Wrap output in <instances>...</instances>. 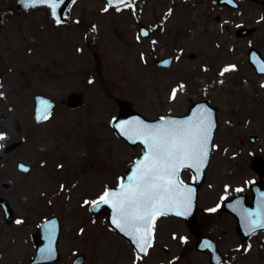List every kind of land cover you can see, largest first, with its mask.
Returning a JSON list of instances; mask_svg holds the SVG:
<instances>
[{
    "label": "rangeland",
    "instance_id": "rangeland-1",
    "mask_svg": "<svg viewBox=\"0 0 264 264\" xmlns=\"http://www.w3.org/2000/svg\"><path fill=\"white\" fill-rule=\"evenodd\" d=\"M13 1L0 0V12L11 10ZM239 3L232 9L216 0H131L115 8L104 0H75L68 23L59 25L48 21L44 9L11 14L0 23V132L6 134L0 138V198L18 218L33 223L40 216L39 192L58 188L79 161L90 164L86 184L91 193L114 184L139 154V147H128L111 128L114 97L131 102L149 119L181 115L193 102L207 100L216 109L217 130L197 211L204 213L223 195L249 196V182L255 180L250 160L260 156L264 162V75L249 64L247 52L252 47L264 57V0ZM140 25L149 30L147 37L139 35ZM241 27L253 31L237 35ZM164 57L172 58L170 66L156 67L154 61ZM228 64L237 67L221 74ZM180 84L183 90L171 98ZM79 91L85 95L82 107L69 110L61 104ZM35 94L56 101L40 124L32 116ZM15 143L14 150L4 151ZM17 161L32 169L18 173ZM182 179L190 180L186 173ZM216 219L204 225L226 256L224 264H264L263 232L242 242L235 230L222 233L219 226L218 233ZM171 228L172 237L167 233L165 241L169 257L179 253L181 237L188 235L183 224ZM18 231L30 232L24 224H5L0 209V264H22L31 255L21 237L15 238ZM109 240L120 244L115 236ZM182 263L209 264L194 247Z\"/></svg>",
    "mask_w": 264,
    "mask_h": 264
},
{
    "label": "snow or ice",
    "instance_id": "snow-or-ice-1",
    "mask_svg": "<svg viewBox=\"0 0 264 264\" xmlns=\"http://www.w3.org/2000/svg\"><path fill=\"white\" fill-rule=\"evenodd\" d=\"M21 2L25 7L48 6L51 15L56 17V22H60L57 8L62 0H21ZM114 2L123 4V0H109V3ZM236 67L235 64H228L221 70V74ZM261 70L264 71V68ZM177 89L183 90V84L172 89L171 98H176ZM3 95L4 93L0 92V96ZM50 107V102L44 101L43 113L38 111L37 119L46 118V115L50 114ZM116 127L128 139L142 141L146 150L142 158L136 160L126 183L121 181L116 189L105 187L90 203L93 207L102 204L111 206L112 224L134 241L139 255L140 252H147L153 239L155 221L159 215L167 212L188 215L191 211L194 190L181 179L180 172L186 167L199 172L207 162L209 142L215 122L211 109L201 105L187 118L160 117L157 122H148L137 117L119 121ZM5 135L0 132V138ZM84 202L89 203L87 200ZM247 215L250 218L248 232H253L257 227L264 228V202L255 210V214L247 211ZM17 222L19 223L20 220L18 219ZM181 239L187 238L181 237ZM207 246L212 245L208 243ZM45 251L51 254L52 249L51 247L47 250L42 249V252Z\"/></svg>",
    "mask_w": 264,
    "mask_h": 264
},
{
    "label": "flooded vegetation",
    "instance_id": "flooded-vegetation-1",
    "mask_svg": "<svg viewBox=\"0 0 264 264\" xmlns=\"http://www.w3.org/2000/svg\"><path fill=\"white\" fill-rule=\"evenodd\" d=\"M231 1L232 5H229V8L239 7V0ZM11 14L15 13H12L11 10H3L0 12V23L2 25L6 24L10 20ZM239 33L240 29L237 35H239ZM42 165L46 166L44 163H42ZM73 166L75 167V171L72 173L71 177L66 181L57 182V184H60L58 188L51 187L39 192L36 208L40 216L38 219L36 217L33 223L27 218H18L12 208L9 221L3 218L7 225L14 223L24 224L30 231L27 235L22 233V231H18L15 236V238L21 237L22 244L27 249L28 256L31 254L28 258H22V260H24L22 264L31 263L37 248L42 251V249L47 250L49 247L52 249V254L45 251L46 257L51 258L54 256L53 253H55V251L57 252V257H55L56 259H54L53 262L46 264H169L171 262H173V264H184L182 263L183 259L189 257L190 252L193 251V247L195 248L196 242L195 235L189 231L185 223L169 216L162 215L157 217L152 233L153 239L147 254L144 257H139L133 251L128 252L124 247V240L122 237L109 226L107 215L103 212L92 213L90 211V202L96 199L105 189L101 191L102 188H100L98 191L95 190L93 193L90 192L92 187L90 184H86L90 164L79 161ZM253 182L254 181H251L249 184ZM116 185L117 184H108L107 187ZM199 192L200 189L198 190L197 198L199 197ZM227 197L228 195H223L215 202L216 205L207 207L204 213L199 214L196 208L195 219L197 231L201 235L212 238L215 242L216 240L214 237L206 232V225H204V223H214L215 218H217L215 224L218 227V233L220 231L219 226L224 228L222 233H225V231L233 232L235 230L232 215L223 208V201ZM85 200L89 201V203H85ZM217 205H219V207H217ZM210 209L215 210L210 211ZM48 218L53 219L52 223L41 230L38 235L34 236L38 225ZM18 219L20 220L19 223L17 222ZM176 223L183 224L187 229L188 235H185L187 239L182 241V247L179 253L169 257L170 249L165 246V241L167 240V233H169V237H172L171 226ZM111 236H115L120 244L116 245L113 240L114 244L112 245L109 240ZM23 246L22 248L24 249ZM190 248L191 251L188 253ZM195 251L199 254H206L200 253L196 249ZM159 252L163 253L162 259L158 258Z\"/></svg>",
    "mask_w": 264,
    "mask_h": 264
},
{
    "label": "water",
    "instance_id": "water-1",
    "mask_svg": "<svg viewBox=\"0 0 264 264\" xmlns=\"http://www.w3.org/2000/svg\"><path fill=\"white\" fill-rule=\"evenodd\" d=\"M108 4V6H120L122 4L119 3H109V0H105ZM131 0H123V4H126L128 2H130ZM74 2V0H62V3L59 5V7L57 8V17L59 18L60 22L59 23H66L68 21V10L70 8V6L72 5V3ZM219 2H225L228 3L230 5H232L231 0H219ZM40 8H44L47 10L48 15H47V19L48 21L52 22V23H56V17H53L51 15V9L46 6V5H34V6H29V7H25L24 4L21 2V0H16L14 5H13V9L16 12H20V13H25V12H30L33 11L35 9H40ZM140 34L142 36H147L148 32L145 30V28L143 26L140 27L139 30ZM95 59L97 60L96 55ZM248 59L249 62L252 64V66L256 69L257 73H264V71H262L261 69L264 68V60H261V56L260 54H258V52L254 49H251L248 53ZM164 61H168L167 63H164ZM170 63V58H165V59H161V60H157L155 62V64L157 66H169ZM98 64V63H97ZM34 118L36 122H40L42 119H37V113L38 111L43 113V106H44V101H48L50 102V113L54 107V102L51 101L48 97H45L43 95H35L34 98ZM66 106L69 108H78L80 107L83 102H84V94L83 93H77V92H72L70 93L67 97H66ZM116 103L118 105V114L115 117V119L112 120V128L115 132V134L120 137L121 139H123L127 144H129L130 146L134 147L137 144L140 145L141 147V153L138 157H136V159L132 162V164L129 166V168L123 172L120 182H127L129 175L132 172V168L133 165L135 164L136 160L142 158L144 151L146 150V146L143 144L142 141L139 140H130L128 139V137H126L125 135H123V133L116 127V124L119 121H123V120H131L134 118H140L141 120H145L148 122H157L160 118L158 119H154V120H150L147 119L146 117H144L143 115L135 112L132 109L131 103L128 101H124V100H119L116 99ZM201 105L206 106L207 108L211 109L212 111V117L213 120L215 122V127H213L212 129V136L209 142V155H208V159L207 162L203 165V167L201 168V170L199 172H197L195 169L191 168V167H186L184 169L181 170H189L192 174L193 177H195V179H193L192 183H187L189 184L194 192H193V202H192V209L189 212L188 215H180L177 212H167V213H163V214H167L170 215L172 217L175 218H180L183 219L188 227L195 233V235L197 236V245L196 247L200 250H206L209 252V256H210V262L212 264H218L222 261V257H220L219 252L216 250V246L215 244L208 238L203 237L201 235H199L196 232L195 229V223H194V211H195V203H196V194H197V189L198 187L203 183L204 181V175H205V171L208 167L209 164V159H210V154H211V144H212V140L214 137V134L217 130V120H216V110L212 107H210L207 103V101H202V102H197L192 104L187 112L184 115H180V116H173V115H166L163 117H174V118H187L189 116H191L193 114V112H195ZM49 115V114H48ZM46 115V117L48 116ZM44 119V118H43ZM251 141L254 140V136H252L250 138ZM16 147V144H12L10 146H8L5 151H10L12 149H14ZM21 165H23V167H21ZM251 167L252 169L255 171V173L258 176V181L256 184L251 185V191H252V199L250 202H246V196H236L234 198H232L229 201L225 202V205L228 203H231V208L228 205V209L229 211L234 215L235 219H236V230L238 235L240 236L241 240H245L247 239L251 234H253L256 231H262L264 230V228L261 227H257L253 232H248L247 228L249 226V217L247 215V211H252L253 214H255V210L260 206V204L262 202H264V164L262 163L261 159L259 157H255L252 159L251 161ZM17 169L21 172H26L29 170V166L23 164L22 162H17ZM120 184V183H119ZM119 186V185H118ZM112 188V189H116L118 188ZM0 206L5 214V216H7L8 214H10V208L8 206V203L5 199L1 198L0 199ZM227 209V208H226ZM91 211L93 212H98V211H103L106 212L108 214V219L109 222L111 224V226L118 231L122 236H124L126 238V240L135 248L136 252L138 253V249L135 246L134 241L127 236L125 233L119 231V229H117L111 222V217H112V213L113 210L111 208L110 205L108 204H102L99 205L98 207H93L91 206ZM45 221L42 225L39 226L38 230V234L41 231V227L46 225L47 223L50 224L51 222ZM37 234V235H38ZM211 242L210 244L212 245L211 247H208L206 242ZM201 245H205L204 247H202ZM145 252H140V255H143ZM46 254V253H45ZM44 261H47V258H44V252L42 251H37L36 255L32 261V264H37V263H43Z\"/></svg>",
    "mask_w": 264,
    "mask_h": 264
},
{
    "label": "bare ground",
    "instance_id": "bare-ground-1",
    "mask_svg": "<svg viewBox=\"0 0 264 264\" xmlns=\"http://www.w3.org/2000/svg\"><path fill=\"white\" fill-rule=\"evenodd\" d=\"M220 57H221L222 60H225L226 59V53L222 52Z\"/></svg>",
    "mask_w": 264,
    "mask_h": 264
}]
</instances>
